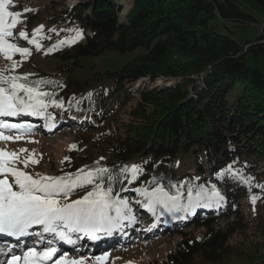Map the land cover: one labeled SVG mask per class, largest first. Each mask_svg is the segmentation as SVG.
<instances>
[{
  "label": "trees",
  "instance_id": "obj_1",
  "mask_svg": "<svg viewBox=\"0 0 264 264\" xmlns=\"http://www.w3.org/2000/svg\"><path fill=\"white\" fill-rule=\"evenodd\" d=\"M130 1L125 15L119 0L79 1L59 9L63 21L56 31L49 30L46 20L19 31L21 21L17 23V40L13 41L28 47L29 56L34 58L40 49L19 37L21 31L29 39L35 35L40 40L49 33L60 35L62 41L70 39L66 37L69 30L82 26L83 41L64 43L46 54L71 67L79 65L80 57L108 50L134 53L122 67L95 77L99 84L81 98L82 88L67 81L71 77L60 74L57 78L55 73L54 79H47L35 69L26 74L29 82L51 81L40 86L49 93L66 84L63 107L59 108L69 106L78 114L87 112L96 117L90 128L84 126L85 132L76 135L82 141L76 142L67 156L74 157L66 163L69 169L58 173L66 176L80 169L107 168L96 183L105 189L111 186L114 199H123L124 191L139 193L137 189L162 184L174 195L177 188L173 185L180 187L182 203L187 204L189 189L195 195L201 186L211 192L215 185L219 193L227 187L224 207L195 221L194 225L205 227V231L197 237L183 234L168 264H196V256L208 264H225L234 257L241 260L238 264H264V244L245 253L229 245L238 229L239 214L245 209L242 201L248 202L249 212L264 209V189L259 187L264 185V169L259 168L264 164V72L246 63L249 50L256 55L264 52V33L241 45L221 30L228 21L258 23L257 17L235 0ZM254 1L264 7V0ZM54 17L57 15L52 13L49 20ZM41 26L42 31L35 33ZM44 42L39 41L41 45ZM56 114L52 111L49 120H56ZM76 117L78 122L81 116ZM133 164L141 168L135 179L122 171ZM94 186L85 188L91 191ZM85 188L75 189L69 199L85 195ZM253 195L257 197L255 203ZM223 218L228 222L217 226Z\"/></svg>",
  "mask_w": 264,
  "mask_h": 264
},
{
  "label": "snow or ice",
  "instance_id": "obj_2",
  "mask_svg": "<svg viewBox=\"0 0 264 264\" xmlns=\"http://www.w3.org/2000/svg\"><path fill=\"white\" fill-rule=\"evenodd\" d=\"M11 3L12 0H0V54L11 62L10 68L0 70V117H16L22 113L44 116L49 103L63 107L60 101L45 99L51 97L52 94L41 90L40 86L52 82L43 79L29 82L27 75L23 77L5 75L6 72H11L18 66V61L13 59L15 54L18 53L24 58L31 55L28 47H21L10 42V39L14 38L13 29L21 15L20 12L9 11ZM42 28L43 26L35 29L34 32L40 33ZM80 36L81 33L77 32L74 39L66 38L59 41L58 44L52 46V49L64 43H73ZM19 37L35 45L37 50L42 47L35 35L29 39L28 34L21 31ZM5 84L8 87H4ZM32 128L33 125L29 123L15 124L0 120V129H16L27 133ZM20 138V136L15 137V139ZM0 139L11 140L13 137L5 136L3 131H0ZM20 151L27 150L21 149ZM17 159V153L0 150V234L19 239L30 235L29 229L33 226H40L43 233L52 234L61 242L74 244L72 234L82 233L96 240L99 233H111L122 227L123 221L132 219L128 215V202L123 199H114L111 186L105 189L102 183H96V178L100 174L108 172L107 168H97L87 172L80 169L76 174L66 176L36 174L34 177L14 166ZM29 159L23 161L25 167ZM65 159L68 158L65 157ZM31 163H38V160L31 159ZM122 171L130 172L131 178L135 179L141 168L133 164L125 166ZM228 171H231V165ZM9 177L12 178L11 182ZM241 179L244 178L241 176ZM250 179H246L245 183H248ZM93 184H95L94 188L87 191L85 186ZM173 187L177 188L175 195L166 191L162 184H158L151 191L147 188L137 189V191L147 199L148 202L144 206L153 214L158 207L168 213L188 212L199 206L210 207L213 202L224 199L216 190L215 185H212L211 192L201 186L195 195L189 189L188 203L183 204L180 187L175 185ZM249 187L251 188V185ZM259 187L264 189V185H259ZM77 188H85L86 194L79 199L70 200V196ZM251 199L255 203L257 197L253 195ZM36 234L41 235V233ZM47 243L50 246L42 250L38 251L35 247H28L23 256L12 255L6 264H49V262L51 264H85L83 258H69L67 252L53 259L60 250L53 244V240L49 239ZM104 258L95 257L98 262Z\"/></svg>",
  "mask_w": 264,
  "mask_h": 264
},
{
  "label": "rangeland",
  "instance_id": "obj_3",
  "mask_svg": "<svg viewBox=\"0 0 264 264\" xmlns=\"http://www.w3.org/2000/svg\"><path fill=\"white\" fill-rule=\"evenodd\" d=\"M54 1V2H53ZM79 1L88 0H12L9 5V11L20 12L21 15L18 21H21V26L16 25L18 31L20 29H28V25L32 23H38L40 20H46V26L49 30L56 31L55 27L63 21L60 19V15H63L62 11ZM242 6L250 10L258 19V23H246V24H236L231 21L226 22V26H223L221 30L229 32L241 45H244L247 40H254L257 36L264 33V7L258 4L254 0H235ZM124 4V15L129 11L131 7L130 0H119ZM28 11L25 13V11ZM52 13L57 15L54 19L52 18ZM37 17V19H36ZM16 27L13 29V34L15 35ZM77 32L81 33L80 38L75 39V42L83 41L85 38V30L82 26H75L69 30L66 37L74 39ZM17 40V37L14 36ZM41 41H45L40 52L35 56H27V58L21 57L18 53L13 56V59L18 61V66L11 72H6L5 75H18L25 76L32 69L41 71L47 79H54L56 77L55 73H58V77L61 75L68 76V83L70 81L77 83L82 91L79 93V98L83 97L85 94L89 93L90 89L99 84L95 77H101L104 71H114L122 67L128 60H130L134 53L122 54L116 50H108L101 55H93L87 57H80L78 60V66L71 67L65 62L59 61L56 56L47 57L46 54L49 51L48 48L52 49L53 44L60 40V35L55 36L49 33H45L40 36ZM38 40V41H40ZM10 42L15 43L13 38ZM73 42V43H75ZM246 63L252 67H259L264 72V52L256 55L253 50L246 52ZM71 64V63H70ZM11 62L8 61L3 54H0V70L10 68ZM31 74H36V71L31 72ZM61 74V75H60ZM22 82V81H21ZM4 87H8L7 84ZM52 88L51 97H55L57 101L63 103V91L65 90L66 84H62V89ZM77 87V86H76ZM23 95V93H21ZM71 112V115H68ZM80 115L82 120L78 122L68 121L63 123L64 120H70L72 115ZM125 116H123L124 118ZM59 120L56 123H48V126L54 127L53 132L43 130L41 125L45 124L44 119L39 120L34 127V131L31 135L27 136V133L20 131L14 132H3L5 136L13 137L11 140L0 139V150L7 152L17 153L18 159L15 162V167L22 171H26L33 176L36 174L45 176H60L58 170L69 169L66 168L69 163L74 160V157L65 159L69 152L72 150V146L80 143L82 140H78L76 135L82 131L87 123V128H90V122L94 121L96 117L94 114H89L85 112L84 114H78L75 110L66 107L60 109ZM0 120H5L9 123L12 120L11 117H0ZM14 120V119H13ZM26 120V119H24ZM72 122V123H71ZM19 123H23L19 121ZM35 123V122H32ZM70 123V126H67ZM4 130V129H0ZM44 134V135H43ZM46 135V136H45ZM16 136H20V139H15ZM44 136L45 138H42ZM77 139V140H76ZM21 149H26L27 151L21 152ZM97 156V155H96ZM95 156V157H96ZM38 160V163H31V159ZM29 159L27 167H25L23 161ZM21 161V162H20ZM34 164V165H33ZM29 165H33L32 167ZM235 166V165H234ZM260 169H264V164L259 165ZM11 182V177H9ZM125 185L124 188H127ZM124 188L122 191H124ZM224 193V199L228 197V188H222ZM123 199L128 202V209L131 215H134V209L139 212L140 208L136 207L137 198L131 199V194L129 191H124ZM144 199V197H139L138 200ZM221 205L225 200H220ZM244 205H249L247 201H242ZM214 205V204H213ZM245 205V209L242 214H239V220L237 222L238 229L233 234L230 239L229 245L237 246L238 250H242L245 253L250 248L261 247L264 244V209L258 212H249ZM255 208H257L255 206ZM200 214V212H199ZM129 215V214H128ZM196 212L190 213L186 219L182 215L184 224H179L176 228H171L175 224H168L167 226L161 225L156 231H167L166 233H161L156 236H146L145 232H138V239L130 240L121 246L107 247L106 250L91 252L85 251L79 252H68L69 258L85 260V264H168L169 255L172 254L176 245L182 240V237H197L200 236L204 231L205 227H197L194 222L197 220ZM186 220L188 222H186ZM228 222L227 218H223L220 222H217V226H224ZM171 228V229H170ZM184 234V235H183ZM77 234L73 235L76 237ZM79 236V234H78ZM32 238L33 235L28 236ZM9 239V236L0 234V254L1 252L8 251L5 249L4 241ZM75 240V239H74ZM256 243V244H254ZM72 245V244H67ZM85 246V245H84ZM34 247V246H31ZM65 250V249H64ZM66 252V251H64ZM63 252V253H64ZM10 253V252H8ZM5 254L0 258L3 262L0 264H6V262L11 258L12 255ZM63 253L59 254L62 255ZM19 253L15 254L18 256ZM58 256V257H59ZM102 256L105 257L102 261H96L95 257ZM196 264H208L201 260L200 256H196ZM240 259L237 257L231 258L225 262V264H238ZM51 264V263H50Z\"/></svg>",
  "mask_w": 264,
  "mask_h": 264
},
{
  "label": "bare ground",
  "instance_id": "obj_4",
  "mask_svg": "<svg viewBox=\"0 0 264 264\" xmlns=\"http://www.w3.org/2000/svg\"><path fill=\"white\" fill-rule=\"evenodd\" d=\"M26 117H27V116H26ZM192 211H194V209H192ZM165 226H167V225H165ZM158 228H159V227H158ZM158 228H157V229H158ZM157 229H155V230H157ZM28 236H30V235H28ZM11 238H12V237H9V239H7V240H9V241H10V240H11ZM7 240H6V241H7ZM84 242H85V241H84ZM82 244H84V243H82ZM4 245L6 246V244H5V243H4ZM69 246H70V245H68V247H69ZM83 246H84V245H83ZM68 247H66V248H65V250H66V249H68Z\"/></svg>",
  "mask_w": 264,
  "mask_h": 264
}]
</instances>
